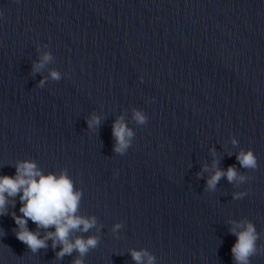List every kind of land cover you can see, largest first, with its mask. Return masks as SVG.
I'll use <instances>...</instances> for the list:
<instances>
[{
    "label": "water",
    "instance_id": "obj_1",
    "mask_svg": "<svg viewBox=\"0 0 264 264\" xmlns=\"http://www.w3.org/2000/svg\"><path fill=\"white\" fill-rule=\"evenodd\" d=\"M0 14V175L14 176L18 160L45 174L67 169L82 190L79 214L103 225L75 234L101 236L85 264H135L129 249L156 264H233L230 220L251 221L264 245V0H0ZM45 51L53 62L32 73ZM49 69L62 78L38 87ZM120 115L135 133L124 155L112 151ZM241 148L254 152L255 170L240 167ZM214 158L252 179L205 191L210 171L196 174ZM20 207L17 197L10 211ZM15 228L0 216V264L77 256L57 259L50 240L33 253ZM250 262L264 264V253Z\"/></svg>",
    "mask_w": 264,
    "mask_h": 264
},
{
    "label": "clouds",
    "instance_id": "obj_2",
    "mask_svg": "<svg viewBox=\"0 0 264 264\" xmlns=\"http://www.w3.org/2000/svg\"><path fill=\"white\" fill-rule=\"evenodd\" d=\"M44 47L47 48L48 45L45 44ZM37 51L39 52V48ZM53 60L54 56L50 51L43 52L37 60L32 62V73H42V70ZM41 77L37 83L38 87H43L49 79L59 81L62 74L56 69H49V75ZM132 119L138 125H144L148 121V116L143 110L133 108ZM100 124L101 116L95 113L87 118L88 130L96 131ZM112 137L114 140L113 153L124 155L135 137L124 115L118 116L113 121ZM232 144L238 145V141L233 138ZM211 152L215 157L214 148ZM235 157L243 169L255 170L258 167L257 157L250 148L247 150L241 148ZM14 167V176L0 175V216H12L17 225V228L13 229L16 238L33 253L47 249L50 240L51 248L55 251L57 259H63L66 255L70 256L76 252L77 256L72 264H85L84 258L90 250L99 245L101 236L88 235L85 237L75 234L89 233L92 229L100 233L103 225H98L95 216L79 214L82 190L75 188L73 180L67 174V169H62L59 175L53 172L45 174L34 160H18ZM209 171L210 175L205 179L204 185V190L208 192H215L222 178H226L228 183L234 187L243 185L252 179L245 173L238 172L235 165H230L227 169L220 168L219 161L215 158L210 166L203 165L201 171L196 174L197 179L204 178L203 173ZM246 194V191H236L232 193V198L241 199ZM17 197L21 203L19 212L22 215L10 211V208H15ZM29 220L36 225L35 231L29 230ZM229 223L231 225L229 232L237 238L231 247L233 264H251L250 257L264 253V245H257L261 234L248 219L230 220ZM122 226V223H115L111 231L115 234ZM58 246L59 250L56 251ZM129 252L135 264H156L155 255L147 249H129Z\"/></svg>",
    "mask_w": 264,
    "mask_h": 264
}]
</instances>
